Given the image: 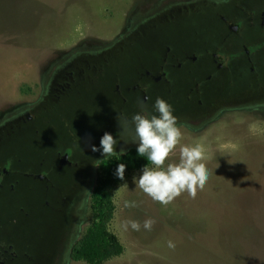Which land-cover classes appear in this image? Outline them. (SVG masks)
<instances>
[{"label": "rangeland", "instance_id": "rangeland-1", "mask_svg": "<svg viewBox=\"0 0 264 264\" xmlns=\"http://www.w3.org/2000/svg\"><path fill=\"white\" fill-rule=\"evenodd\" d=\"M154 1L0 0V105L6 100H17L20 92L27 91L28 87L35 88L39 69L58 53L87 38L99 41L113 37L134 8L145 9ZM198 14L202 15V11ZM250 37L257 38L255 34ZM176 40L184 44L181 34ZM257 52L264 65V47ZM132 62L128 57L115 68L124 74L131 69ZM240 73L243 71L234 73L230 90L224 97L232 101L228 111L219 112L222 103L212 112L209 103L200 109L195 103L185 102L184 95L191 85L187 82L178 83L168 99L160 90L149 96L146 103L149 112L158 96L173 106L182 133L165 167L179 163L182 145H202L201 162L206 166L208 180L202 190H197L195 198L185 191L165 206L136 186L133 177L138 178L142 169L126 172L112 190L114 211L107 224L122 244L123 252L101 264H264V109L247 108L256 100L244 98L252 97L257 86ZM260 74L264 79V66ZM95 97L90 92L74 97L64 111H55L49 124L42 128L41 143L32 144L31 138L18 141V152L26 159L44 155L66 136L76 153L78 150L87 157L83 167L89 170L88 178H93L77 228L74 227L75 236L65 246L60 241L52 264H88L72 260L70 249L93 220L90 195L100 175L99 162L108 158L101 155L102 150H91L93 145L100 147L95 142L97 129L94 127L99 130L111 127L106 118L112 119L105 105L101 104L103 111L99 112L101 100ZM138 111L139 107H131L122 113L130 121L131 115ZM112 125L117 154L121 149L138 147L136 143L120 139L117 119ZM124 139L130 140V136L125 134ZM125 201L135 202L137 206L125 208ZM18 202L0 211V217L4 221L20 219L22 223L30 220L29 224L23 223L24 229L16 243L32 254L37 252L45 236L44 225L48 220L35 214L39 207L36 193H23ZM25 212L30 214L27 218L23 215ZM149 217L156 221L151 231L142 226L140 231L122 227L127 220H137L142 225ZM170 240L174 248L168 247Z\"/></svg>", "mask_w": 264, "mask_h": 264}, {"label": "flooded vegetation", "instance_id": "flooded-vegetation-1", "mask_svg": "<svg viewBox=\"0 0 264 264\" xmlns=\"http://www.w3.org/2000/svg\"><path fill=\"white\" fill-rule=\"evenodd\" d=\"M133 10L113 37L99 41L87 38L61 51L39 69L35 88L28 87L17 100L1 103L0 211L18 205L21 194L33 192L39 198L35 214L48 223L37 252L30 254L16 243L23 223L30 220L22 223L0 217V264H52L60 241L65 246L75 236L74 227L88 194L84 189L89 190L93 182L83 167L87 157L78 150L76 153L66 136L44 155L24 159L18 152L22 138L41 143L42 128L55 111H64L72 98L96 94L101 100L99 112L105 105L106 112L112 114V119L106 118L111 127H94L97 146L105 132L113 133L118 113L139 107L138 100L159 90L168 99L181 82L191 83L185 102L200 109L209 103L212 112L222 103L218 108L223 112L232 102L224 98L232 77L243 71L240 75L257 86L252 97L244 98L256 100L247 108L264 109L260 74L264 65L257 54L264 47V0H155L145 9ZM180 34L187 45L176 40ZM128 57L133 59L132 67L120 74L115 66ZM23 215L27 218L30 214Z\"/></svg>", "mask_w": 264, "mask_h": 264}, {"label": "clouds", "instance_id": "clouds-1", "mask_svg": "<svg viewBox=\"0 0 264 264\" xmlns=\"http://www.w3.org/2000/svg\"><path fill=\"white\" fill-rule=\"evenodd\" d=\"M138 100L140 111L131 115L130 121L124 113H118L115 107L113 110L118 113L116 119L120 128V139L125 143L138 144L137 153L141 157H147L152 167L143 166L142 174L133 177L138 186L146 195L154 201L167 206L183 192H187L190 197L195 198L197 190H202L208 180L206 166L201 161L204 159V149L202 145H182L180 147L179 163H169L165 167V161L170 153L178 145L182 133L174 115V108L165 99L156 97L152 103V110L149 112L146 100ZM130 136V140L124 139V135ZM117 140L112 134L105 132L100 139V147L91 146L93 152L101 151V155L111 157L113 155L122 156L125 154L121 149L117 154L115 145ZM46 150V149H45ZM94 166L96 163L94 162ZM126 165L120 163L115 174L121 180L124 179ZM85 191L90 192L88 189ZM135 202H124V207H135ZM156 221L149 217L143 221L127 220L122 227L127 230L129 226L134 231H151ZM168 247L174 248L173 241H168Z\"/></svg>", "mask_w": 264, "mask_h": 264}, {"label": "trees", "instance_id": "trees-1", "mask_svg": "<svg viewBox=\"0 0 264 264\" xmlns=\"http://www.w3.org/2000/svg\"><path fill=\"white\" fill-rule=\"evenodd\" d=\"M122 156L113 155L99 162L100 175L90 195L92 222L84 234L71 246L70 258L74 261H84L88 264H101L105 260L119 256L123 246L117 237L107 227L114 211L112 190L122 180L115 174L120 163L126 165V172L151 166L147 157L137 153V147L124 151Z\"/></svg>", "mask_w": 264, "mask_h": 264}]
</instances>
